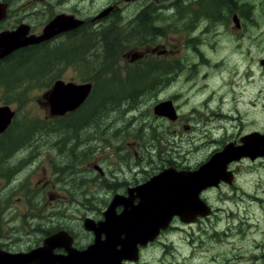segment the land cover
<instances>
[{
	"label": "flooded vegetation",
	"instance_id": "flooded-vegetation-1",
	"mask_svg": "<svg viewBox=\"0 0 264 264\" xmlns=\"http://www.w3.org/2000/svg\"><path fill=\"white\" fill-rule=\"evenodd\" d=\"M262 1L264 3V0ZM249 5L247 0H112L109 4H106V0H0V37L5 35L6 39L25 44L0 59V67L5 66L9 59L20 57L51 60V65L54 64L50 69L51 77H45L44 82L36 81L25 90L41 92L40 96L43 97L38 102L46 108L47 117L51 119L71 116L83 109L88 102L87 99L78 109L61 117L51 114L49 101L45 96L56 81L84 84L74 82L73 79L65 81L62 73L61 79H58L57 59L74 62L78 61L77 59L122 57L129 58L132 62H140L142 66L144 63L156 62L158 66L148 69L149 82L146 84L148 90L157 91L172 85L176 75L184 87L181 94L158 98L159 102L155 104L157 106L170 102L175 109V117L155 114L153 108L149 123L141 122L137 120L144 116L134 115L136 109L131 106L124 111L130 115L124 119L122 130L113 134L103 133L97 138L93 135L83 139L86 147L82 149L80 155L74 157L75 161L87 165L84 175L87 176L88 185L83 188L86 196L83 200L77 198L72 188L65 189L66 193L59 195L45 194L46 198L51 200L54 209L58 208L56 205L58 203L98 202L96 215L81 218L82 238L72 228L58 225L52 229L38 227L34 242L16 244L0 235V254L23 255L27 257L23 258L26 264H45L48 261H51L50 264H60L62 259L69 255L65 246L82 252L94 245L96 235L86 230L85 219H92L96 223L105 221V213L110 210L115 198L119 204L114 208V216H121L125 209L132 206L137 207L142 201L137 189L171 168L177 172L199 174L200 187L194 194L195 210L184 209L182 216H174L170 227L166 231H161L155 241L149 242L146 246H138L137 262L125 260L122 264H138L147 248L159 243L160 238L179 225H202L222 212L228 215L230 211L232 218L237 214L235 211L212 204L211 193L223 192L228 195L229 201L234 197L232 200L234 204L238 205L239 202L241 205L247 204L256 217L260 212L263 214L264 22H259L254 17ZM258 5L256 8H259ZM188 33L193 37L190 38ZM167 34H173V40L166 39L164 35ZM183 36L188 41H193V47L189 48L194 51L190 56L195 59L194 66L180 67L177 60L179 58L177 56L183 52L179 49L181 44L187 42L181 40ZM108 43L111 44L110 50L106 48ZM172 47L177 49L170 50ZM69 68L74 69L73 66ZM67 69L66 66L64 70ZM207 76L211 78L208 79ZM12 81L9 89L19 93L18 88L17 90L15 88L14 79ZM9 89L5 80L0 79V106H9L15 112L11 126L0 135V139L6 137L17 117L11 105L16 101H23L28 94L24 93L25 96L20 99L18 96L21 94L14 95ZM194 89L196 91H193ZM191 95H196L199 101L195 104L198 106L189 112L192 113L191 116L194 115L193 110L198 112L188 125L177 100L182 96V101H185ZM212 102L216 104L213 105ZM224 105H227L229 110L225 109ZM247 106L252 109L249 110ZM237 123L238 126L239 123L242 124V127H238L240 132L231 134ZM143 130L150 132L149 139L153 140V146L150 148L153 147L156 151V157L161 160L160 166L154 167L156 161H153L149 153L145 156L144 149L148 147L145 148V143L138 140V137L141 138L139 133ZM191 132L195 137L189 142L186 134ZM168 134L169 139H172V134L177 137L174 144L176 143L180 150L186 153L194 152L198 161L194 162L195 164H180L183 159H165L164 155L168 150L164 147V137ZM112 135L114 139L119 138L113 159L109 162L106 160L98 162L102 153L110 149ZM126 135H132L131 139H127ZM17 145L18 142L4 150L15 149ZM77 145L79 148L81 144ZM227 151L232 156L227 160L224 175L219 181L217 179L205 181L209 169L212 168L210 163L213 158ZM95 153L98 155L96 162L90 161ZM73 161L70 167L71 172L75 173L78 168L74 167ZM212 165L217 169L219 164L217 162V165L216 163ZM241 167L248 168L245 176L254 178L253 189L245 187L236 189L241 177ZM214 173L216 174L215 171ZM202 175L206 177L202 179ZM57 177L65 186H70V175L57 171ZM48 185L44 184L43 190ZM86 187L89 189H85ZM53 188L56 186L53 185ZM86 207L87 204L82 205L83 209ZM53 215L56 216V213ZM183 217L195 218V221L185 223L181 220ZM255 223L254 221L253 225ZM59 233H66L73 239L71 245L61 243L62 247L56 246L49 252H41L45 248V240ZM221 234L225 235L224 232L215 235ZM101 238L105 241L106 235L101 233Z\"/></svg>",
	"mask_w": 264,
	"mask_h": 264
},
{
	"label": "rangeland",
	"instance_id": "rangeland-1",
	"mask_svg": "<svg viewBox=\"0 0 264 264\" xmlns=\"http://www.w3.org/2000/svg\"><path fill=\"white\" fill-rule=\"evenodd\" d=\"M111 1L106 0V4ZM247 1L254 17L259 22H264L263 1ZM121 3L124 4L123 1ZM190 3L194 4L193 2ZM257 4H259V8H256ZM262 30V33H264V29ZM188 36L193 37L189 33ZM164 37L173 40L174 35L167 34ZM181 40L187 42L182 43L179 48L183 51L182 54L177 56V58L179 57L177 60L180 67L194 66L195 59L190 57L194 51L189 48V46L193 47V41H188L184 36ZM106 48L110 50L111 44L108 43ZM174 49L177 48H170V50ZM184 50H186V53H184ZM91 59L95 63L98 58L77 59L76 62L67 60V65L62 64L59 67L56 65L58 69H54H57L58 74H63L61 75L65 81L73 79L74 82L92 83L94 85V82L90 81V77H94L100 70L97 71L95 65L93 69L97 72L93 71L90 74L92 72L89 67ZM109 59L105 69L111 73L116 70L122 78L126 76L128 71H132L141 65L140 62H132L129 58L112 57ZM39 63L41 65V61ZM51 66H54V64ZM64 66H67L68 69L64 70ZM69 66H73L74 69H70ZM51 74L52 71L47 68L41 73L40 80L44 82L45 77H51ZM61 75L58 79H61ZM207 78L210 79L211 77L207 76ZM47 84L49 83L47 82ZM183 89L184 87L176 75L172 85L157 91L146 90L139 98L138 104L128 105V101H122V107H120L119 102L115 108L107 109L105 114H98L91 118L87 114L84 117V120L87 121L83 124L78 119L84 108L66 118L51 119L47 117L46 108L38 102L43 97L40 96L41 92L26 91L25 93L28 94L23 101H16L14 105H11L17 113V117L6 137L0 139V235L13 243L24 244L35 241L36 228L49 227V229H52L58 225L72 228L82 238L83 235L80 233L81 218L96 215L99 207L98 202L85 203L73 200L74 202L67 204L58 203L56 204L58 208L54 209L51 200L46 198L45 194L59 195L66 193L65 189L72 188L77 198L83 200L86 197L83 188L88 185L87 176L84 175L87 165L74 160V157L80 155L82 149L86 147L83 144V139L93 135L97 138L101 137L103 133L111 132L113 134L115 131L122 130L124 119L130 115L123 111H127L126 108L130 109L131 106L136 109L134 115L142 114L144 116L141 120L137 117L139 119L137 121L149 123V117L159 99L165 98L167 95L181 94ZM42 90L44 92V89ZM9 92L14 95L20 94L14 93L13 89H9ZM10 99L14 100V98ZM177 101L181 112L186 117V123L191 124L198 110L192 111L193 116L189 111L198 106L195 104L199 101V98L196 95H191L187 97V100L182 101L181 96ZM212 104L216 103L212 102ZM223 107L229 110L227 105ZM247 108L252 109L250 106H247ZM202 109L204 108L202 107ZM230 109L232 110V108ZM259 109H262V107H259ZM114 120H117V122ZM239 126L242 127V124L239 123ZM239 126L237 123L231 134L239 133ZM139 135L141 138L138 137V140L145 143V148L148 147V149H144L145 156L149 153L153 157V161H156L154 167L160 166L161 160L156 157L157 153L153 147L150 148V146H153V140L149 139L150 132L143 130ZM131 136L126 135V138L131 139ZM169 137L170 134L164 137V147L168 150V153L164 155L165 159H183L180 164H195L198 161L194 152L186 153L180 150L176 143L174 144V141L177 140L176 136L172 134V139H169ZM186 137L191 142L195 136L191 132L187 133ZM111 139L113 140L110 149L106 153L101 152L102 156L98 162L102 160L109 162L113 159L112 156L118 147L117 141H119V138L114 139L112 135ZM16 142H18V145L15 149L4 150V148L14 146ZM77 144H81L79 148ZM96 154L93 155L90 161L96 162V156H98ZM72 161L74 167L78 168L75 173L71 172L70 165ZM241 168V177L236 189L239 190L240 187L253 189L255 186L254 178L245 176L247 167ZM251 169L254 170L255 167H251ZM57 171L71 176L70 186H65V183H61L63 181L58 180ZM7 176L8 178H6ZM46 183L49 185L43 190ZM53 185L56 188H53ZM85 189L89 188L86 187ZM69 199L72 198L69 197ZM233 199L234 197H231L229 201L228 195L223 194V192L211 193L212 204L235 211L237 214L232 218L230 211L228 215L222 212L215 218L203 222L202 225H179L178 228L169 230L166 235L160 238L159 243L147 248L143 254V259L138 264H264V213L260 212L259 216L256 217L251 213L247 204L241 205L239 202L236 205L232 202ZM85 204H87V207L83 209L82 205ZM53 213H56V216ZM253 220L256 222L254 225ZM228 228L231 229L228 230ZM220 232H224L225 235H215ZM228 234L230 237H228Z\"/></svg>",
	"mask_w": 264,
	"mask_h": 264
},
{
	"label": "water",
	"instance_id": "water-1",
	"mask_svg": "<svg viewBox=\"0 0 264 264\" xmlns=\"http://www.w3.org/2000/svg\"><path fill=\"white\" fill-rule=\"evenodd\" d=\"M23 45L25 44L10 38L6 39V36L2 35L0 37V59ZM91 90L90 83L76 85L57 81L45 96L49 101L51 114L64 116L68 112L75 111L86 101ZM154 112L158 115L176 116L175 109L170 102L158 104L154 107ZM14 116L15 112L9 106H0V134L8 129ZM231 156L232 154L228 151L215 156L210 164L216 174L210 168L208 178L205 175L201 178L206 177L205 181L207 179L219 181L225 173L227 160ZM215 163L217 169L212 165ZM199 183L200 177L197 172H177L172 168L164 170L137 189L138 195L142 198L137 207L132 206L125 209L121 216H114V208L119 204L118 199L115 198L110 210L105 213V221L96 223L92 219H85L86 230L96 235L94 245L82 252L65 246L69 255L61 262L58 261L60 264H122L125 260L137 262L139 245L146 246L149 242L155 241L161 231H166L170 227L174 216H182L184 209L195 210L194 194L195 190L196 193L199 190ZM181 220L185 223H193L195 218L183 217ZM101 233L106 235L105 241L102 240ZM72 242L73 239L66 233H59L45 240V248L41 252H49L56 246L62 247L61 243L71 245ZM23 258L27 257L0 254V264H26ZM50 262L45 264H50Z\"/></svg>",
	"mask_w": 264,
	"mask_h": 264
},
{
	"label": "trees",
	"instance_id": "trees-1",
	"mask_svg": "<svg viewBox=\"0 0 264 264\" xmlns=\"http://www.w3.org/2000/svg\"><path fill=\"white\" fill-rule=\"evenodd\" d=\"M108 59V57L98 58L95 63H93L91 59L89 63V67L92 71L90 74H92L95 69H97V71L100 70V72L94 75V77H90V81L94 82L95 85L92 95L84 105L83 113L80 114L81 116L78 119L81 124L86 123L87 120H84V117L87 114L89 118L95 117L98 114H105L107 113V109L115 108L119 102L120 107H122V101H128V105L138 104L139 98L148 90L146 88V84L149 82L148 69L159 65L156 62L144 63L143 66L140 65L132 71H128L126 76L122 78L116 70L111 73L105 69L106 63L110 60ZM40 61L41 65L39 63ZM74 62H76V60ZM62 64L67 65V59H57V67ZM95 65L96 68L93 69ZM47 68H52L51 60L49 59L13 58L9 59V62L5 66L0 67V79L5 80L8 89L12 86V80L14 79L16 84L15 88L16 90L18 88L21 94L18 97L22 99L25 96V90L36 81H40L41 73ZM60 75L61 73H57V78H60ZM49 77L50 76H48V78ZM89 107L91 108L89 109Z\"/></svg>",
	"mask_w": 264,
	"mask_h": 264
},
{
	"label": "bare ground",
	"instance_id": "bare-ground-1",
	"mask_svg": "<svg viewBox=\"0 0 264 264\" xmlns=\"http://www.w3.org/2000/svg\"><path fill=\"white\" fill-rule=\"evenodd\" d=\"M185 2H186V1H185ZM193 85H194V83H193ZM224 90H225V89H224ZM208 97H209V96H208ZM99 112H100V111H99ZM73 130H74V129H73ZM69 133H70V132H69ZM79 133H80V132H79ZM81 133H82V132H81ZM81 133H80V134H81Z\"/></svg>",
	"mask_w": 264,
	"mask_h": 264
}]
</instances>
